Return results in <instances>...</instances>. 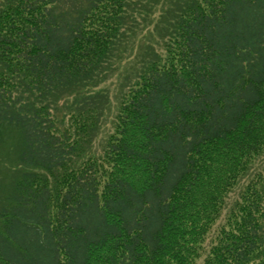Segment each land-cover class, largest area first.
Masks as SVG:
<instances>
[{"label":"trees","instance_id":"obj_1","mask_svg":"<svg viewBox=\"0 0 264 264\" xmlns=\"http://www.w3.org/2000/svg\"><path fill=\"white\" fill-rule=\"evenodd\" d=\"M144 11L95 155L80 94ZM263 154L264 0H0V264H264Z\"/></svg>","mask_w":264,"mask_h":264},{"label":"rangeland","instance_id":"obj_2","mask_svg":"<svg viewBox=\"0 0 264 264\" xmlns=\"http://www.w3.org/2000/svg\"><path fill=\"white\" fill-rule=\"evenodd\" d=\"M157 16H159V13L155 11L152 13L144 11V13L135 14L133 18L134 27L127 29L126 36L123 38L126 43L119 48V56L114 58L112 67L101 78H98L101 79L100 82L98 79L95 81V84H93L95 87L92 86L89 90L80 94V99L84 101H87L94 94L92 99L102 103L104 101V106L106 102L108 103L103 120V128L94 141L95 155L102 152V144H104L105 138L111 130L112 121L121 98L120 91L128 87L135 73L139 72L144 67V64L155 56L156 52L162 53L163 51V44L159 36L160 25H157L158 22L155 21ZM145 17L147 19H144ZM132 25V22L128 23V27H132ZM147 50H150V52ZM104 76H106L105 79L103 78ZM75 98L76 96L73 95L67 101ZM260 158L254 164L255 169L261 167L264 161V154ZM241 186L242 184L231 194V201L229 200V202H232V199L238 195Z\"/></svg>","mask_w":264,"mask_h":264}]
</instances>
